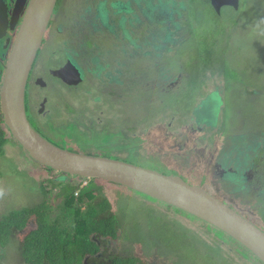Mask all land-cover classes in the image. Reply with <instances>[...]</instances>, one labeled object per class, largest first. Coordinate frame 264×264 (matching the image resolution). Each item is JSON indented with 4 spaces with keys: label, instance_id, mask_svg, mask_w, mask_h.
<instances>
[{
    "label": "flooded vegetation",
    "instance_id": "obj_1",
    "mask_svg": "<svg viewBox=\"0 0 264 264\" xmlns=\"http://www.w3.org/2000/svg\"><path fill=\"white\" fill-rule=\"evenodd\" d=\"M19 1L0 0V17H3L0 22V90L3 66L29 2L24 0L20 5ZM203 1L205 13L209 14L213 24L229 20L230 16L223 17L221 13L225 7L217 13L209 0ZM226 8L237 11L239 6L237 9ZM195 13L188 9L187 0H55L27 76L24 98L26 116L29 123L35 124L39 133L48 140L58 141L60 145L69 144V141L74 144L75 138L80 136L78 134L93 138L104 126L110 130V125L99 115L97 122L93 118V121L85 123L73 114L67 119L68 123H74L82 131L76 133L74 129L68 135L69 141L50 133L52 128L49 126L55 125L54 116L58 114L54 113L56 106L53 103L57 100H53L51 91L56 89L58 94V90L62 89L65 97L57 104H64L75 100L79 91L77 87L87 83L83 90L98 101L104 100L105 113L114 116L117 113L115 117H120V114L126 116L133 112L134 130L140 124L136 120H141L142 105H148L152 90L157 88L168 95L173 94V85L183 80L185 92L180 95V106L187 114V122L192 124L190 128H194L197 135L190 138V145H195V140H204L213 161L206 166L211 164L217 179L229 184L223 197L207 190L206 175L204 183L199 186L226 203H233L228 198L229 194H233L235 198L232 200H237L234 209L240 214L244 211L238 206L248 203L245 199L247 191L254 189L256 193L251 200L250 211L261 214L260 211L264 212V129H261L264 125L239 118V112L247 108L249 102V99L243 98L252 97L254 87L245 80L248 74H245V69L236 68L232 63L234 54L239 50L224 53V49L201 47L194 40L198 31L193 21ZM204 35L209 38L208 33ZM213 39L216 41L201 42L206 45L225 41L221 37ZM205 48L209 50V55L205 56L209 57H204L205 52L201 55ZM146 58L161 60L165 66L142 67L141 60ZM167 65H171L172 69H168ZM71 69L72 77L79 75L78 82H65L53 73ZM191 69L197 70L193 76ZM171 102H165L160 113L151 115H158L159 124L168 121V132L173 134V122L174 126L186 127L182 120H174L177 109L170 105ZM241 103L243 110L239 109ZM117 104L120 106L115 107ZM66 108L74 112L72 106L66 105ZM46 118H53L52 123L46 122ZM65 125L61 129L68 134ZM92 126L99 131L91 132ZM54 127L59 128L57 125ZM206 130L209 132L206 133ZM201 131L202 137L199 135ZM90 132L92 135L88 137ZM138 132L141 129L136 127L133 137L139 138ZM86 150L90 152L88 148ZM174 170L177 172V169ZM255 200L258 202L253 204ZM230 207L233 208L232 205ZM20 264L26 263L21 259Z\"/></svg>",
    "mask_w": 264,
    "mask_h": 264
},
{
    "label": "rangeland",
    "instance_id": "obj_2",
    "mask_svg": "<svg viewBox=\"0 0 264 264\" xmlns=\"http://www.w3.org/2000/svg\"><path fill=\"white\" fill-rule=\"evenodd\" d=\"M187 5L189 10L196 12L193 15V21L200 32L197 31L194 40L199 42L201 47L207 45L219 51L224 49V53L234 49L239 50L234 54L232 63L236 68L245 69V74L248 73L245 80L254 87V95L243 98V100L249 99L247 108H244L242 103L239 105L240 110L244 108L239 112V118L245 121L254 120L264 125V0H240L237 11L223 8L221 12L223 17L234 16L233 22L227 21L225 24L211 22L209 14L205 13L206 6L203 0H187ZM224 32H226L225 36H223ZM205 33L209 34V38L204 35ZM220 37L225 40L221 44L205 45L201 42L216 41L213 38ZM156 64L165 66L163 61L158 59L141 60V66L145 68ZM167 67L172 69L171 65ZM196 72L197 70L191 69V76ZM86 86L87 83L83 87L79 85L77 98L73 101L68 100L64 104H57L65 97L63 90H58V94L55 93L56 89L51 91L53 100H57L55 104L52 102L53 106H56L53 112H57L59 117L54 120L46 118L45 121L52 123L53 120V124L59 128L50 130V133L62 138L64 134L62 125H65L67 119L73 114L85 123L93 121V118L97 122L99 115L101 119L107 120L106 124L110 125V130L104 126L99 131L92 126L91 132L99 131V134L94 135L93 138L76 137L74 145L83 153L89 152L86 150L88 148L90 152L93 151L100 156L124 160L142 167L158 168L164 172L169 169L160 168L161 165L174 167L179 176L181 175L180 177L190 184H203L206 175L207 190L223 197V192L227 191L229 184L217 179L211 164L206 166L208 162L213 161L212 155L208 154L209 149L205 141L195 140V145H190V138H196L197 135L190 128L192 124L187 122V114L180 106L182 101L180 95L185 92L183 80L173 85V94L168 95L167 92L158 91L157 88L152 90V96L149 94L148 97V105H142L143 111L140 112L139 118L142 122H140L141 132H138L139 138L133 137L136 127L134 130H124L125 127L134 125L133 112L126 116L120 114V117H115L117 113H114L115 116L105 113L104 100L98 101L97 98L87 95L83 90ZM170 100L172 101L170 105L177 109L174 120H182L186 127L174 126L173 122V134L168 132V125H166L168 121L159 124L158 115H151V113H160L163 108L161 106ZM66 105L72 106L74 112L71 113ZM118 106L120 104L115 107ZM101 109L102 112H100ZM91 132L88 136L92 135ZM7 137L3 154L0 155V220L12 210L40 203L43 200L40 189L42 179H47L48 182L52 179L55 182L68 181L69 184L81 182V177L77 175L70 176L68 180L67 177L59 179L61 172L44 167L32 159L8 133ZM100 185L103 187L102 194L109 199L111 209L120 222L119 235L115 240L108 242L107 253L118 256L134 255L147 264H170L167 260L172 261L171 264H258L253 260V256L246 254L238 243L207 223L184 213H176L178 211L173 207L159 204L149 196L125 186L106 180H100ZM57 186L46 184L47 189L49 188L53 193L56 192ZM255 193L256 190L249 188L245 196L248 203L238 207L244 211L241 212L244 216L247 215L249 220L264 231V212L260 211L261 214H258L250 211L251 200L254 199ZM228 198L233 203H225L234 208L237 200H232L235 198L233 194H229ZM257 202L258 200H255L253 204ZM20 237V235L13 236L4 247L0 245V264H20ZM169 252L170 254H167ZM164 254H167L166 258Z\"/></svg>",
    "mask_w": 264,
    "mask_h": 264
},
{
    "label": "water",
    "instance_id": "obj_3",
    "mask_svg": "<svg viewBox=\"0 0 264 264\" xmlns=\"http://www.w3.org/2000/svg\"><path fill=\"white\" fill-rule=\"evenodd\" d=\"M209 1L217 13L222 7L239 6V0ZM19 2L21 5L24 0ZM54 3L55 0H29L3 66L0 109L3 124L13 139L32 159L62 172L59 179L73 175L103 178L158 199L221 230L264 264V231L201 186L187 183L177 174L63 148L32 127L25 111V85ZM72 71L53 73L65 82H78L79 75L72 77Z\"/></svg>",
    "mask_w": 264,
    "mask_h": 264
},
{
    "label": "trees",
    "instance_id": "obj_4",
    "mask_svg": "<svg viewBox=\"0 0 264 264\" xmlns=\"http://www.w3.org/2000/svg\"><path fill=\"white\" fill-rule=\"evenodd\" d=\"M233 18L234 16H230L228 22H233ZM225 22L227 21L222 20V24H225ZM207 48L201 53L203 55L205 52L204 57H209L205 56L209 55ZM57 117H59V114H55L54 118ZM138 122H142V120ZM30 124L39 133V128L33 123ZM54 126L50 124L49 128L55 129ZM136 127L141 129V123ZM133 128L134 125L127 126L124 130H133ZM65 129L68 134L64 133L63 137L67 140L69 138L68 135L74 129L76 133L80 130L77 129L74 123H68V121L66 122ZM118 129L121 130V128ZM193 130L195 131L194 128ZM208 132L206 130V133ZM7 133L10 135L7 127L3 124L0 109V155L3 154V146L8 140ZM78 135L87 137L82 134ZM199 135L202 137V131ZM51 142L63 148L77 151V146L71 144L70 141L69 144L62 145L53 139H51ZM85 147L87 148V146ZM78 151L80 152V150ZM86 153L100 156L94 152ZM43 166L50 168L46 165ZM160 168H168L169 170L165 172L158 168L155 170L167 174H178L174 170V167L170 168L161 165ZM68 179H70V176H67ZM100 180L106 179L81 177V182H76V184H69L68 181L55 182L54 179L48 182L47 179H42L40 189L43 193V200L40 203L35 206L12 210L0 220V245L4 247L9 238L20 235L19 254L26 264H147L134 255L118 256L106 252L108 242L115 240L119 235L120 222L118 216L111 209L109 199L102 194L103 187L100 185ZM46 184L49 186L53 184L54 186L55 184L58 185L56 192L53 193L52 190L47 189ZM151 199L159 204L173 207L178 211L176 213L190 215L158 199ZM235 242L238 243L237 241ZM238 244L246 254L251 257L253 256L254 261L262 264L244 246L240 243ZM162 245L167 247V245ZM167 254H170V252ZM167 254H164L165 258ZM167 261L170 264L172 263L170 260Z\"/></svg>",
    "mask_w": 264,
    "mask_h": 264
},
{
    "label": "clouds",
    "instance_id": "obj_5",
    "mask_svg": "<svg viewBox=\"0 0 264 264\" xmlns=\"http://www.w3.org/2000/svg\"><path fill=\"white\" fill-rule=\"evenodd\" d=\"M85 178V177H84ZM83 183H85V181H83ZM207 223V222H206ZM209 224V223H208ZM210 225V224H209ZM212 226V225H211ZM214 227V226H213ZM219 230V229H218Z\"/></svg>",
    "mask_w": 264,
    "mask_h": 264
},
{
    "label": "bare ground",
    "instance_id": "obj_6",
    "mask_svg": "<svg viewBox=\"0 0 264 264\" xmlns=\"http://www.w3.org/2000/svg\"><path fill=\"white\" fill-rule=\"evenodd\" d=\"M219 15V14H218Z\"/></svg>",
    "mask_w": 264,
    "mask_h": 264
}]
</instances>
